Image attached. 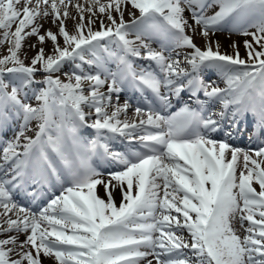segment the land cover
I'll return each mask as SVG.
<instances>
[{
  "label": "snow or ice",
  "instance_id": "obj_1",
  "mask_svg": "<svg viewBox=\"0 0 264 264\" xmlns=\"http://www.w3.org/2000/svg\"><path fill=\"white\" fill-rule=\"evenodd\" d=\"M86 4L0 0V264H264V139L251 150L229 143L242 122L264 137V0ZM193 24L204 48L187 34ZM219 31L251 36L247 59L235 41L221 53L209 39ZM127 88L151 94L131 120ZM121 138L126 150L111 147Z\"/></svg>",
  "mask_w": 264,
  "mask_h": 264
},
{
  "label": "bare ground",
  "instance_id": "obj_2",
  "mask_svg": "<svg viewBox=\"0 0 264 264\" xmlns=\"http://www.w3.org/2000/svg\"><path fill=\"white\" fill-rule=\"evenodd\" d=\"M73 2H74V3L78 2V3H80V4H84L85 6H87V4H86V0H75V1H73ZM102 2H105V1H102ZM128 7H129V9H130V8H131V5H129ZM70 11H72V14H73V15L76 14L74 9H70ZM215 11H218V7H216V6H215L214 8H212V9L207 13V15H212ZM114 15H115V13H114ZM184 15H185V17H187V18L189 19V23L192 24L193 22H192L191 18L189 17L187 11H185ZM101 18H102V19H105V24L108 23L107 20H106V18H104V17H101ZM129 18L131 19V17L128 15V11H125V13H124V20L126 21V20L129 19ZM86 20H87V14H86ZM85 22H86V21H85ZM41 23L44 24V28H45V29H47V28H51L53 31H56L55 26H53V25L51 24L50 21L47 22V23H45L44 21H41ZM66 24H67L68 29L71 30L72 27H73V21L68 20V21H66ZM193 26L196 28V32H195V33H193L191 30H186V31H187L188 33H190V34L194 37L193 40H194V42L197 44V46H199V47H201V48H204V40H205V38L202 37L201 35H199V31L197 30V27H196L194 24H193ZM14 27H15V26H14ZM14 27H13V30H14ZM93 28H94V30H99V28H100L99 20H97V23H96L95 25H93ZM250 30H254V31H255V29H250ZM41 32H43V29L41 30ZM130 37H131V36H130ZM132 39H134V38L132 37ZM209 39L212 40V41H213V40H218L219 43H220V49H219V50H220L222 53H227V54H229V55L234 54V53H233V48L230 47V44H231V42L235 41L236 44L238 45V50H239V53H240V58H241V59H247V55H246V51H245V48H244V44H243V42H244L245 40H249V41H251L252 38H251V36H244V35H238V34H231V36H229L228 32H227V31H224V32H222V33H217V32H216L215 35H212V34L210 33V35H209ZM60 43H61V45L63 44V40H62V38L60 39ZM29 44H36V37H30V38H27L26 41H25V47H24V49L22 50L21 58L23 59V58H24V52H27V59H25V63H26V64L30 63L31 58L36 54V50H35V49H29V48L27 47V45H29ZM42 46L44 47L45 53H46V54H50V52H51V48H52L51 42H46V43L43 44ZM6 47H7V44H5V45H3V46H0V48H6ZM36 47H37V49H38L39 47H41V45L37 44ZM258 50H259V49H258ZM189 51H190V49H189ZM0 52H3V50H0ZM84 70L89 71V68H88L87 65L84 66ZM63 71H64V72L69 71V66H68V65H65ZM55 75H59L60 78H61L62 80H65V82H67V81H66V77L63 75V72H61V73H57V74H55ZM36 79H37V80H40V79H41V76L37 75ZM87 88H88V85L85 84V90H86V91H87ZM86 91H85V93H86ZM103 91H106V89H103ZM113 99H114V98H113ZM31 102L35 104L37 101H35V100L33 99V100H31ZM36 105H37V104H36ZM109 111H111V109H109ZM121 119H123V118H121ZM35 123H36V121H33V122H32V124H31V127H32V128L35 127ZM29 133H30V132H29ZM242 135H243V132H242L241 130H237V131H236V139L238 140V142H241V136H242ZM257 186H258V185H257ZM258 188H259V187H258ZM98 194H99L101 197L104 196V190H103V188H100L99 186H98ZM119 199H120V198H119V195H117V197H116L117 204L119 203ZM0 212H3V210L0 209ZM173 214H175V213H173ZM10 215H11V214H10ZM0 218H2V217H0ZM13 218H15V217L13 216ZM246 226H247V221H245V227H246ZM235 227L239 230V234H240L241 236H243V235H244V232H243L242 229H240V225H239L238 222H236ZM185 235H187V233H185ZM20 238L23 239L24 237L21 236ZM41 258H42V260H43V264H56V262H55L54 259H51V258H44L43 256H41ZM149 258H151V257H149ZM142 263H143V262H142ZM154 264H155V262H154Z\"/></svg>",
  "mask_w": 264,
  "mask_h": 264
},
{
  "label": "rangeland",
  "instance_id": "obj_3",
  "mask_svg": "<svg viewBox=\"0 0 264 264\" xmlns=\"http://www.w3.org/2000/svg\"><path fill=\"white\" fill-rule=\"evenodd\" d=\"M4 48H0V50H3ZM3 210V209H2Z\"/></svg>",
  "mask_w": 264,
  "mask_h": 264
}]
</instances>
